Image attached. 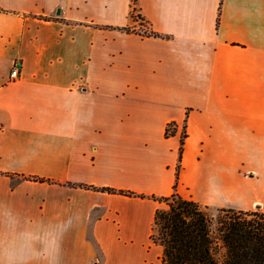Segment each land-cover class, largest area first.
<instances>
[{
	"label": "crops",
	"instance_id": "crops-1",
	"mask_svg": "<svg viewBox=\"0 0 264 264\" xmlns=\"http://www.w3.org/2000/svg\"><path fill=\"white\" fill-rule=\"evenodd\" d=\"M132 2L0 0V264H154L175 184L264 214V0Z\"/></svg>",
	"mask_w": 264,
	"mask_h": 264
},
{
	"label": "trees",
	"instance_id": "trees-1",
	"mask_svg": "<svg viewBox=\"0 0 264 264\" xmlns=\"http://www.w3.org/2000/svg\"><path fill=\"white\" fill-rule=\"evenodd\" d=\"M173 125L174 122L167 123L165 136L175 133ZM183 136L180 138L177 178L181 168ZM98 189L137 195L130 190ZM160 200L165 205L156 209L149 236L153 243L161 247L159 264H264L262 212L221 208L224 214L217 221V236L213 237V218L198 201L182 197L176 191V184L173 192ZM219 248L222 249L220 257L217 256Z\"/></svg>",
	"mask_w": 264,
	"mask_h": 264
},
{
	"label": "rangeland",
	"instance_id": "rangeland-1",
	"mask_svg": "<svg viewBox=\"0 0 264 264\" xmlns=\"http://www.w3.org/2000/svg\"><path fill=\"white\" fill-rule=\"evenodd\" d=\"M131 5H133V2L131 1ZM135 11L136 10H133V14L135 15ZM249 94L251 96H254L257 98V96L259 97H262L261 94L264 93V92H261V91H258V90H248V89H244L243 91L240 92V94ZM241 124H243L244 122H247V119L246 117H243L241 115ZM245 120V121H244ZM184 134H182L183 136ZM184 137V136H183ZM259 147V148H258ZM236 148L239 149V152L241 154V156H245V158H249V160H241V169H245L250 167V166H263L264 165V139L263 140H258V144L256 146V143H255V140H251L250 138H240V142L238 145H236ZM257 149L258 153L261 151V153L258 155L255 156H250L248 154H244V153H247L249 150L251 149ZM255 157V158H254ZM186 173L189 174V175H192V172H193V169L190 167V166H186ZM165 204H163L164 206ZM201 206L205 209L206 211L209 213V215L213 218V225H212V230H213V233H212V236L213 237H216L217 236V221L219 220V218H221L224 214V212H222L220 209L221 208H214V207H207V206H204L201 204ZM255 211L257 212H260L258 211L257 209H255ZM160 245L156 244V243H153L151 241V245L149 246V253H155V252H160ZM221 252H222V249L219 248V251L217 253V256L220 257L221 255ZM159 259H156L155 260V263L154 264H159Z\"/></svg>",
	"mask_w": 264,
	"mask_h": 264
},
{
	"label": "built area",
	"instance_id": "built-area-1",
	"mask_svg": "<svg viewBox=\"0 0 264 264\" xmlns=\"http://www.w3.org/2000/svg\"><path fill=\"white\" fill-rule=\"evenodd\" d=\"M20 68H21V61L15 60L10 70V75H9L10 79H15L18 77Z\"/></svg>",
	"mask_w": 264,
	"mask_h": 264
}]
</instances>
